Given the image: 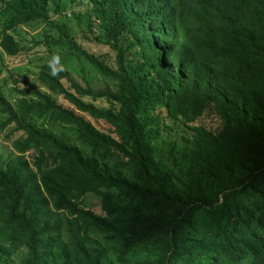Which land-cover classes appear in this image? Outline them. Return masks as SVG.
<instances>
[{"label": "trees", "instance_id": "obj_1", "mask_svg": "<svg viewBox=\"0 0 264 264\" xmlns=\"http://www.w3.org/2000/svg\"><path fill=\"white\" fill-rule=\"evenodd\" d=\"M75 3L87 10L68 13ZM35 26L22 45L15 33ZM54 51L104 88L66 67L52 76ZM0 55L42 62L0 81L17 155L0 158V264H264V0H0ZM34 117L73 125L92 155ZM166 121L191 131L172 142L173 166L152 141Z\"/></svg>", "mask_w": 264, "mask_h": 264}, {"label": "rangeland", "instance_id": "obj_2", "mask_svg": "<svg viewBox=\"0 0 264 264\" xmlns=\"http://www.w3.org/2000/svg\"><path fill=\"white\" fill-rule=\"evenodd\" d=\"M71 6V7H70ZM86 4H79L75 3L73 5H69L67 8L68 13L69 12H76L79 13L80 11L87 10ZM73 27L75 31V35H77V40L82 43L84 41V38L81 36V27H79L75 21H73L70 25ZM40 28L38 26H35L34 28L31 27H22L18 30V32L15 33V36L18 38L19 42L22 45L25 46H33V41L35 40L36 34L39 32ZM84 45L92 51L98 54L99 56L105 52H110V50L107 47H104L102 45L96 44V43H90V41H85ZM45 49L40 50L37 49L38 54L43 53ZM59 53L62 57V62L64 63L66 70L70 72L71 77H77V81L81 83L82 77L84 76L89 80H93L96 76V72L92 70L87 64L86 60L84 62H78V60L73 61L70 63V57L67 56L65 52L62 51H54L53 54ZM36 54V53H35ZM34 54V55H35ZM111 58L115 59V53L114 51L110 52ZM41 58L40 56H36L32 61L31 64H23L20 65L15 61L13 63V59L7 58V56H1L0 55V81L6 76V67L7 70L13 69L15 72H18L23 75H29L31 78L36 77V75L39 72V66L42 65L41 61L39 60ZM47 57H45L46 59ZM74 60V59H73ZM83 70L86 75L83 74ZM81 75V76H80ZM65 87H68L70 83L67 80H63ZM109 82V81H105ZM100 83V84H99ZM110 83V82H109ZM9 84L13 86V83L9 82ZM83 85H86L82 83ZM91 85L95 90L103 89L105 84L103 82H98L93 80ZM111 87L115 89V85L111 83ZM57 100L61 101L62 99L60 97L57 98ZM87 100L91 101L90 98H87ZM97 106L102 108L109 107V104L106 103L102 99H98L94 102ZM89 118V117H88ZM94 125H96L100 130L109 132L111 129L110 126H108L106 123H104L102 120L97 122L95 119L89 118ZM32 123H34L39 128L48 129L51 132H53L55 135L59 136L60 138L66 140L67 142L75 145H79L83 152L86 155H92V149L88 146L82 145L76 137V128L73 125H68L64 123H48L44 118L34 117L30 120ZM204 123L208 126H211L212 128L217 127V119L215 117H209V119L204 120ZM166 124L170 127L164 126L162 129H157V131L153 132V144L156 147V155L158 159L163 160V162L167 166H173L176 165L178 161H175V159L180 158V153L178 151H171L172 149V142H176L180 144L182 143V139L185 135V131L191 133L188 129H182V125L180 124H173L172 122L166 121ZM155 130V129H154ZM8 132V131H7ZM15 137V135L11 136V140ZM26 155V154H25ZM34 152L27 153L26 157L27 159L33 158ZM17 155L13 151L11 141H7L4 138V135L0 133V158L3 162H8L13 157H16ZM180 164H182V161H179ZM83 206L86 209H91L96 212H100V198L97 196H94L93 194H88L84 197L83 200Z\"/></svg>", "mask_w": 264, "mask_h": 264}, {"label": "clouds", "instance_id": "obj_3", "mask_svg": "<svg viewBox=\"0 0 264 264\" xmlns=\"http://www.w3.org/2000/svg\"><path fill=\"white\" fill-rule=\"evenodd\" d=\"M48 67L52 76H58L61 72L65 71V65L62 62V57L58 52L51 56L48 61Z\"/></svg>", "mask_w": 264, "mask_h": 264}]
</instances>
